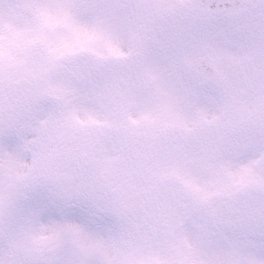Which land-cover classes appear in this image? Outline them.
I'll return each instance as SVG.
<instances>
[{"label": "snow or ice", "instance_id": "6c2138e0", "mask_svg": "<svg viewBox=\"0 0 264 264\" xmlns=\"http://www.w3.org/2000/svg\"><path fill=\"white\" fill-rule=\"evenodd\" d=\"M0 264H264V0H0Z\"/></svg>", "mask_w": 264, "mask_h": 264}]
</instances>
